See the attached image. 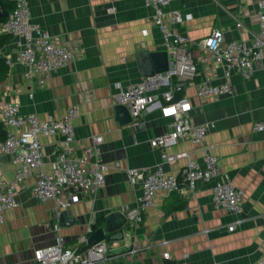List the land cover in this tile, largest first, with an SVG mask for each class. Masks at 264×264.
I'll list each match as a JSON object with an SVG mask.
<instances>
[{
  "label": "crops",
  "instance_id": "1",
  "mask_svg": "<svg viewBox=\"0 0 264 264\" xmlns=\"http://www.w3.org/2000/svg\"><path fill=\"white\" fill-rule=\"evenodd\" d=\"M258 1L172 0L169 9L191 14L177 27L193 39L200 40L221 28L226 39L251 41L259 29ZM28 2L35 22L57 38L77 40L82 50L75 60L56 69L44 86H34L25 77L13 37L0 48V56L10 64L8 76L0 81V102L18 97L24 113L36 111L42 118L49 114L63 116L76 103L80 107L74 119L78 151L92 143L93 135L102 133V157L109 164L115 160L123 166L159 163L161 150L152 146L150 139L170 129L169 119L161 115L160 107L153 106L138 121L125 124L118 120L115 109L122 88L130 83L145 80L150 93H160L177 81L171 72L147 76L141 70L140 64L147 71L153 67L151 51L166 50L162 31L153 23V9L144 0ZM192 50L198 73L183 84L178 94L193 103V122L214 121L206 140L216 144L213 151L219 157L221 171L245 191L240 214L244 220L235 230H229L228 223L237 215L215 207V179L201 182L195 195L158 192L155 205L145 213L141 224L123 226L130 241L151 247L133 255L117 248L113 264H254L264 253V130L254 128L256 121L264 120V57L251 78L232 73L234 94L201 98L196 93L197 85L222 82L225 68L200 42ZM61 140L60 134L42 137L46 171L57 156ZM167 149L189 150L203 162L199 145L188 135ZM10 158L0 155L5 175L11 179L14 168ZM183 163L184 159L165 162L164 167L179 173ZM35 179L33 175L26 180L17 195L18 205L9 209L0 223V264H35V249L55 239V203L52 199L40 201L34 195ZM140 194L141 185L132 184L125 170L110 167L95 199L80 194L79 201L64 209L67 214L61 231L67 245H83L81 236L94 231L97 218L133 207ZM163 239L170 242L160 244ZM165 250L172 258L162 256Z\"/></svg>",
  "mask_w": 264,
  "mask_h": 264
},
{
  "label": "built area",
  "instance_id": "2",
  "mask_svg": "<svg viewBox=\"0 0 264 264\" xmlns=\"http://www.w3.org/2000/svg\"><path fill=\"white\" fill-rule=\"evenodd\" d=\"M153 9V23L160 28L163 44L170 60V72L177 77L174 85L160 93H150L145 81L130 83L122 88L118 102L126 105L132 120L138 121L153 106L161 109V115L169 119L170 129L153 136L150 143L161 150L162 160L155 165L123 166L120 160L109 164L102 157L104 135H93L92 143L80 151L77 148L74 119L80 113L78 104H71L63 116L49 114L45 118L36 111L24 113L20 100L13 97L0 102V121L7 129L6 137L0 140V155H10L14 168L13 177L7 178L0 160V223L5 213L18 205L17 195L28 178L36 175L33 193L40 201L52 199L55 203L52 223L55 239L51 244L40 246L34 251L35 264H113L116 249L129 254H138L150 245L130 241L124 234L122 239L105 238L93 245L88 243V235L81 241L86 247H71L62 233L61 216L64 209L80 200V194L95 199L104 186L110 167L125 170L132 184L141 185L137 204L123 211L126 224L139 225L145 213L155 205L158 192L195 195L201 182L215 179L212 199L215 207L236 214L228 223L229 230H235L244 218L245 191L236 185L228 173L221 171L218 155L213 151L216 144L208 142L206 135L214 121L195 123L191 117L193 103L188 97L176 98V90L198 73V64L192 46L200 42L213 53L215 60L223 64L225 79L220 83L204 81L197 85L199 97H222L236 92L230 80L234 71L245 79L251 78L264 57V0L258 1L259 29L251 41L237 38L226 39L221 28H215L200 40L183 33L177 24L191 16L179 8L169 9L172 0H144ZM113 10L114 7H109ZM242 22H238L241 25ZM0 32H10L19 50V60L24 65L26 79L34 86H44L52 73L77 58L82 45L74 39L57 38L46 27L35 22L30 13L28 0H16L7 19L0 25ZM34 95V91H30ZM256 130H264V120L256 121ZM60 134L62 140L51 168L46 171L42 137ZM189 136L199 145L203 162L189 150L168 151V147L179 139ZM184 159L179 173L166 170L165 162ZM208 230V229H207ZM91 231V227L89 228ZM169 239L159 243L167 245ZM187 255V254H186ZM162 256L172 258L165 250ZM162 264H165L162 262ZM172 264H185L176 261ZM254 264H264V253Z\"/></svg>",
  "mask_w": 264,
  "mask_h": 264
},
{
  "label": "water",
  "instance_id": "3",
  "mask_svg": "<svg viewBox=\"0 0 264 264\" xmlns=\"http://www.w3.org/2000/svg\"><path fill=\"white\" fill-rule=\"evenodd\" d=\"M9 11L2 5L0 1V16H8ZM150 56L153 60V67L150 68L149 71L146 70L145 66L143 64L141 65L142 72L147 76H154L158 73H166L170 72V61L168 57L167 50H159V51H151ZM116 113L118 115V120L122 123H129L132 121V114L130 112V109L122 104L118 103L116 105ZM67 212L63 210L62 216H61V223H65ZM104 223L105 225H102L98 228H96L89 236H88V243L90 245H93L105 238L110 239H122L124 238V229L123 226L126 223V216L123 211H112L111 213H108L104 217ZM95 225H93L94 228ZM108 232H111L110 235H108Z\"/></svg>",
  "mask_w": 264,
  "mask_h": 264
},
{
  "label": "trees",
  "instance_id": "4",
  "mask_svg": "<svg viewBox=\"0 0 264 264\" xmlns=\"http://www.w3.org/2000/svg\"><path fill=\"white\" fill-rule=\"evenodd\" d=\"M2 5L10 12L14 5L15 1L13 0H0ZM7 19V16H0V25ZM13 38V34L10 32H0V48H2L4 45H6L8 42L11 41ZM10 71V64L7 61V58L5 56H0V81L5 79ZM180 89L176 90V98H179L180 95L178 94V91ZM7 129L4 127L3 123L0 121V140H3L6 137ZM184 202L181 204L183 205ZM104 224V218H97L95 222L93 223L94 228H92V231L95 230L96 228L102 226ZM111 232H108V235H110ZM110 239V238H108ZM86 247V244H83L79 246V249H82ZM166 264H172L170 262H167Z\"/></svg>",
  "mask_w": 264,
  "mask_h": 264
},
{
  "label": "rangeland",
  "instance_id": "5",
  "mask_svg": "<svg viewBox=\"0 0 264 264\" xmlns=\"http://www.w3.org/2000/svg\"><path fill=\"white\" fill-rule=\"evenodd\" d=\"M130 231V227H127L126 229V233H128Z\"/></svg>",
  "mask_w": 264,
  "mask_h": 264
}]
</instances>
